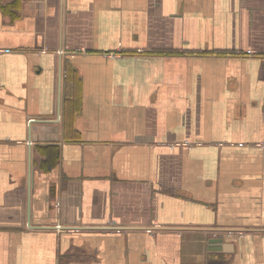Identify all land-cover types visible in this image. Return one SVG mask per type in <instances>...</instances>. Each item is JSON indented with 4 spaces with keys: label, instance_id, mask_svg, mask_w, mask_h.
<instances>
[{
    "label": "crops",
    "instance_id": "obj_1",
    "mask_svg": "<svg viewBox=\"0 0 264 264\" xmlns=\"http://www.w3.org/2000/svg\"><path fill=\"white\" fill-rule=\"evenodd\" d=\"M0 264H264V0H0Z\"/></svg>",
    "mask_w": 264,
    "mask_h": 264
},
{
    "label": "water",
    "instance_id": "obj_2",
    "mask_svg": "<svg viewBox=\"0 0 264 264\" xmlns=\"http://www.w3.org/2000/svg\"><path fill=\"white\" fill-rule=\"evenodd\" d=\"M150 229H152V230H159L157 228H150ZM224 231H227V230H224ZM209 244H210L211 247L218 246L219 244H221V240L214 238V239H211L209 241ZM214 248H217V247H214Z\"/></svg>",
    "mask_w": 264,
    "mask_h": 264
},
{
    "label": "trees",
    "instance_id": "obj_3",
    "mask_svg": "<svg viewBox=\"0 0 264 264\" xmlns=\"http://www.w3.org/2000/svg\"><path fill=\"white\" fill-rule=\"evenodd\" d=\"M69 70V69H68ZM71 74H69V72L67 71L66 72V78H65V86L67 87L69 84H70V82H71V76H70ZM67 104H69L68 103V101H67V99H66V101H65V105H67Z\"/></svg>",
    "mask_w": 264,
    "mask_h": 264
}]
</instances>
